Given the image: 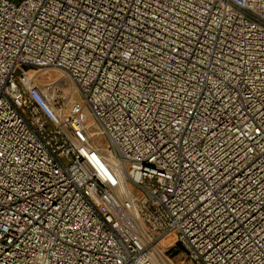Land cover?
Instances as JSON below:
<instances>
[{
	"label": "built area",
	"instance_id": "obj_1",
	"mask_svg": "<svg viewBox=\"0 0 264 264\" xmlns=\"http://www.w3.org/2000/svg\"><path fill=\"white\" fill-rule=\"evenodd\" d=\"M169 236L264 264V0H0V264Z\"/></svg>",
	"mask_w": 264,
	"mask_h": 264
},
{
	"label": "rangeland",
	"instance_id": "obj_2",
	"mask_svg": "<svg viewBox=\"0 0 264 264\" xmlns=\"http://www.w3.org/2000/svg\"><path fill=\"white\" fill-rule=\"evenodd\" d=\"M44 73H42L39 78V83L40 84H44L50 80L53 79H59V80H63L64 83L66 84L67 88L71 87V83L67 78H63V74L62 72L58 71V70H42ZM42 71H40L39 73H41ZM74 96L77 99H80V96L76 93H74ZM160 246L163 247L164 249H162V253L163 256L166 258L165 261L166 263H162L160 260V256L158 257L159 262H157V264H194L193 262L190 261V259L188 258L186 251L184 250V248L182 247L181 244L176 243V239L174 236H169L167 238H165L164 241H162L160 243ZM162 258V257H161ZM164 259V258H163Z\"/></svg>",
	"mask_w": 264,
	"mask_h": 264
},
{
	"label": "bare ground",
	"instance_id": "obj_3",
	"mask_svg": "<svg viewBox=\"0 0 264 264\" xmlns=\"http://www.w3.org/2000/svg\"><path fill=\"white\" fill-rule=\"evenodd\" d=\"M154 254H155V257H156V260H157V262H159V259H158V257L160 256V260H161V262L162 263H166V261H165V257L163 256V254L161 253V250L159 251V250H157V249H155L154 250ZM158 256V257H157ZM162 257V258H161ZM164 258V259H163Z\"/></svg>",
	"mask_w": 264,
	"mask_h": 264
}]
</instances>
